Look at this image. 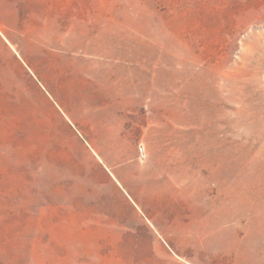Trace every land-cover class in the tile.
Listing matches in <instances>:
<instances>
[{"label":"rangeland","instance_id":"obj_1","mask_svg":"<svg viewBox=\"0 0 264 264\" xmlns=\"http://www.w3.org/2000/svg\"><path fill=\"white\" fill-rule=\"evenodd\" d=\"M0 241L264 264V0H0Z\"/></svg>","mask_w":264,"mask_h":264},{"label":"trees","instance_id":"obj_2","mask_svg":"<svg viewBox=\"0 0 264 264\" xmlns=\"http://www.w3.org/2000/svg\"><path fill=\"white\" fill-rule=\"evenodd\" d=\"M3 245H5L3 242L0 241V246H2L3 249ZM6 255V257H2V255ZM16 260H14L13 256L11 253L9 252H0V264H18L15 262Z\"/></svg>","mask_w":264,"mask_h":264}]
</instances>
